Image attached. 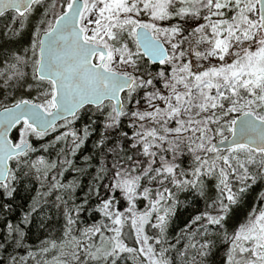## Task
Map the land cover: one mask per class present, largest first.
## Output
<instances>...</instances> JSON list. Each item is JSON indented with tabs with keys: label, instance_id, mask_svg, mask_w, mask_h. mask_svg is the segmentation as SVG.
I'll return each instance as SVG.
<instances>
[{
	"label": "snow or ice",
	"instance_id": "6c2138e0",
	"mask_svg": "<svg viewBox=\"0 0 264 264\" xmlns=\"http://www.w3.org/2000/svg\"><path fill=\"white\" fill-rule=\"evenodd\" d=\"M0 264H264V0H0Z\"/></svg>",
	"mask_w": 264,
	"mask_h": 264
}]
</instances>
